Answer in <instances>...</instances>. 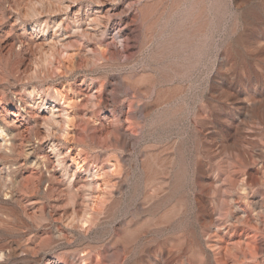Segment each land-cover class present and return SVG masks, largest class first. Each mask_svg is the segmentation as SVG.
I'll use <instances>...</instances> for the list:
<instances>
[{
  "label": "rangeland",
  "instance_id": "1",
  "mask_svg": "<svg viewBox=\"0 0 264 264\" xmlns=\"http://www.w3.org/2000/svg\"><path fill=\"white\" fill-rule=\"evenodd\" d=\"M93 1L94 0H73V1L72 0H0V124L4 126L5 135L4 134L2 135L7 140L6 142L7 145H9L10 142L15 143V153L13 157L14 158L17 157V161L19 160L18 166L20 168L18 171L15 170L16 164H14L13 157L8 155L5 156L6 158H4L3 160H0V173H2L5 176L7 174L8 176L5 178H8V181L10 180L11 177L14 178V176L15 175L17 176L18 174H20L18 175L19 177L26 176L31 170H35L38 173L40 172L39 173L40 176L50 173L55 176L53 182L50 183L41 182L40 184L41 189H43L42 186L44 187V189H46L49 184L52 185L53 189L50 191L51 194H49L50 192L48 193V195H43L39 193L31 197V199L35 201V203L33 204L35 208H31L33 205H27L28 202L27 203L25 202L26 197L21 191L15 193V196L19 204L20 203L22 204V205L20 204V207L7 204L5 201L8 200L11 190L7 188V186H4L6 187L5 189L4 187H2L3 191L0 190V207H3L5 211L12 214L9 215L8 217L4 216L3 220H4L5 228L7 229L6 230L7 234L5 236H0V245L5 246L13 240L20 239L21 241H23L24 244H28L32 246L33 251L35 252H31V256L37 259L36 263L33 262L31 259H21L17 261H9L6 262L5 264H17V263L18 264H101V263L102 264L103 263L104 264H152V263L153 264H185L186 262H187L186 264H190V263L212 264L211 261H210L211 263L210 262L208 263L205 257L206 253L210 255V253L212 254V252L211 251L208 252V250L206 252V248H205L206 238L204 235L205 227L202 223L204 222V217H205L204 215L206 214V212H204L200 207L199 200L200 201L204 200L206 202L207 210L209 212V215L213 219L214 225L218 224L219 222L218 219H220L225 212L228 215L230 214L234 215L236 212H239V215L243 214L244 220L242 219V221L239 224L236 222L234 223V219L233 221L232 220L230 221L231 223L233 222L232 224L229 223L226 224L229 230L233 233L232 238L235 241L237 239V244L239 242L241 248L242 245L245 246V244L246 247H248L247 243L264 240V211H263L264 187H260L256 184L260 180L258 176L260 174L257 171L253 173L252 176L249 178L250 182H253V184H255V188L253 191H249L247 193V196L244 195L246 194L245 192L243 193L241 191L243 194L239 193L240 192L239 190L235 189V187L233 186L231 187V185L229 184L230 179L228 178L231 177L233 178V176H235L236 178L234 177V179L239 180L242 171L240 167H232L230 163L225 161V159L228 158V156H231L230 153L231 150L227 151L228 149L227 150L222 149L221 147L223 145L221 147H218V144L219 146L227 142L231 144L233 142V135L228 131H224L223 132L224 137L221 140H218L211 135H209L211 138L207 137V135L205 137L204 129L207 127V125L204 127L203 130L201 129V131L199 132H194V131L189 132V130L185 132L181 128H178L175 122L176 114H178V111L181 108L188 109V107L193 103H195V105L198 107L204 105L206 108H209V106L212 107L214 104V102L208 99L209 90L205 88H207L206 87L208 81L207 77L210 71L212 70V68L217 67L215 58L218 51L216 49H218L219 46L221 47H219L218 50L225 48V43H223L224 34H220V33H224L225 25L226 24L228 25L229 23L231 25L232 22L234 21L233 19L235 18V16L233 15L234 12H232L227 5V0L224 1L223 0L222 1L221 0H204V1L203 0H164V1L163 0L162 1L161 0H109V1L95 0L94 2ZM185 2L186 4H184ZM68 3H69V7L66 8L65 4ZM212 3L213 5H211ZM62 7L63 9H61ZM215 7H217L216 11H215ZM222 8L225 9L223 10ZM52 9L57 11L50 12ZM111 9L113 10L112 15H110ZM203 9L206 10L204 11ZM116 11H118V13ZM44 12L47 14H45ZM132 13L136 15V24L138 26L137 31L134 34L135 35L134 42L131 41L130 39L126 40L127 39L126 34L129 32V27L126 26L123 29L125 20L127 21L130 17V14ZM219 13L220 14L224 13V14L223 16H221L219 15ZM95 15H98L96 22L92 23L91 25L86 24L88 22L87 19L88 16L92 17ZM163 15L164 17H162ZM170 15L171 17H169ZM182 17L184 18L182 19ZM200 17L203 18V20ZM231 17L234 18L231 19ZM78 20H84V22L79 23ZM194 21L196 22L194 23ZM80 24H81V28L78 31V33H76L77 25ZM169 25H171V27ZM209 26H210L209 28L210 31L208 30ZM211 26L214 28L212 29ZM82 30H84L83 32L85 33L87 32L88 34L83 33ZM183 30H184V34H182ZM80 31L81 34L79 33ZM160 31L162 33H160ZM94 32L97 33L93 34ZM211 34H213L214 36ZM170 35L172 36V38ZM47 36L50 38H48ZM87 37L90 39H88ZM163 37L164 39H162ZM193 37L196 38L194 39ZM209 38H211V40ZM51 39H53V41L57 39L55 43L58 41L57 43L62 46L55 44V48H54V43H53L51 46L52 48L48 47L49 45H51L49 43ZM168 39L170 40L168 41ZM192 39L194 41L193 43H192ZM209 40L212 41L213 43L210 42ZM221 40L222 42H220ZM45 41L48 42L49 45ZM188 41L190 42L188 43ZM161 42L163 43L162 45ZM179 42H181V44ZM195 42L197 46L195 45ZM40 43H42V46ZM167 44L170 45V47ZM193 44L196 47H194ZM57 45L59 47H57ZM123 45L129 46V48L132 49L133 54L131 53V55L128 54L126 55V53L123 52ZM163 45L164 48L162 49L160 46ZM199 45L201 46V48ZM198 49L199 51H197ZM110 51L112 54L110 53ZM114 51H116L117 53ZM181 51H183L182 53H188L189 55L192 54L191 55L192 57L189 56V62H193L195 64V68L197 69V70L194 69L192 71V78L196 79L194 89L187 88V83H186L187 81L185 79L183 81L181 80L177 81L174 79L175 74L177 73V71L180 70L179 68H182L183 65L186 66L187 63H188L187 66H189L188 60L184 62V60L179 57ZM165 52L168 53L166 54ZM196 52L199 53L200 55L197 56L198 54ZM122 55H125L126 57H123ZM79 63L81 65H79ZM85 64L86 67H84ZM230 66H235L234 58H231L229 64L226 65L225 68L229 69ZM169 69L172 71H170ZM257 69H258V63L256 62V64L252 68V73H251L252 76H254L253 73L256 72ZM42 70H44V72ZM131 71H135L139 73L138 76H141L143 74L142 77H138L139 85L147 90L146 98L144 99V101H146L148 104L150 103L149 104L150 109L148 112L150 114H147L146 117H143L144 119L142 118V121L141 120L139 121L140 125H138V128L135 127V131L137 134L135 138L136 143H134L133 146L127 148L126 150L124 149L123 151L121 148L116 147L115 145L113 146L114 147L113 148L112 147L113 144L110 141V137L112 136V135L110 136V133L112 129H111V125L108 124L107 119L111 117L110 113L112 112L113 109L110 107L111 103L109 102L111 101L108 100H112L110 96L112 95L111 93L113 92L111 93L108 92L112 91L113 89L112 86H113V82L115 81L114 80L115 76L118 77L117 81L118 80L120 81V79L122 78L125 79V81H127L130 79L129 77ZM47 72H50L49 75L47 74ZM42 73H44L45 76H43L44 74ZM164 75L165 77H163ZM168 76L170 77V79H168ZM145 79L148 80L145 81ZM204 79H206L207 81ZM218 80L219 83H221L220 85L223 90L231 91L228 81H226L224 77L220 76ZM158 81L159 83H157ZM148 82H150L151 84ZM149 84L151 85L150 87ZM30 85L37 87L35 89V92L36 93L39 92L38 94H41L43 98V102L41 104L37 103L39 101V98L36 95L34 97L28 96L27 91L32 87V86L30 87ZM148 87L150 90L148 89ZM214 89L215 88H213V90L211 91H214L216 93L217 89L216 90ZM56 91L65 95V98L68 99L70 103L68 106H65V104L62 103L57 104L56 109L58 108L59 111L61 112L62 108L67 107L73 116L72 122H74V124L72 123L73 127L71 126V130L69 131V133L65 138L61 135L62 129L59 126L55 128L56 129L55 133L56 135L58 134V136L56 135L53 136V140L54 143L57 145V148L61 152V156L62 155L64 156L62 166L55 165L54 154H52V151H49L48 148L50 146L49 145L50 141L44 140L45 138L43 136L44 130H42L43 127L41 125L42 123L41 117L47 114L45 110L46 107L48 105L50 107L56 104L55 102ZM93 94L94 96L100 98V100H103L104 98H106V96H108L109 98L107 97L108 99L107 102H105V106L103 103H101L100 105V102L96 106L91 105V102L93 100L92 97ZM147 95L148 96L150 95L149 98ZM123 96L124 95L121 94L120 98H121V102L124 104L127 103L126 102L127 97L125 96L123 97ZM88 101L91 102L89 103ZM165 104L166 107H164ZM19 107L21 108V110H19ZM41 109H43V111H41ZM127 109H128L127 104H124L123 105L124 115L125 112H127L126 111ZM173 112L176 113L173 114ZM214 112L216 113V111ZM14 113H17L16 118L13 115ZM90 114H94L93 118L96 120L97 123H90L88 125L83 124L84 115H90ZM14 119H16V121H14ZM112 119H113L112 124L114 126L116 124L115 118ZM99 122L106 124V126H103L102 128L100 124H98ZM78 124L82 125L81 126L82 128L79 127ZM123 127L128 128L129 126L125 123ZM90 129L91 131H89ZM11 130H15L14 135H12ZM21 131L22 132L25 131V132L22 133ZM107 131L108 133L109 132L110 133L109 134L106 133ZM195 133H197L198 135L197 134L195 135ZM79 136H81V138H79ZM93 136L95 137L94 139ZM0 141H1L0 143H3L1 137H0ZM109 141L110 143H108ZM29 147L33 148L34 152L29 156H26L24 154V149H27ZM261 150L262 149L259 148L255 150L253 149L251 153L254 156L251 157L252 159L255 158L257 162H262L264 164V159H263L264 151ZM222 151H224L225 153H222ZM214 153L216 155L215 157H214ZM0 155H2L1 152ZM44 155L48 156L49 159L52 158L53 164H51L52 160L49 163H47V161L43 157ZM83 157L85 158V161H83L82 159ZM72 158H75L74 160L79 162V165H83L82 169L84 168L92 169L95 165L96 166L102 165V170L103 171L106 170L102 178L105 179L106 181L112 182V184L114 185L115 184L117 185V183L121 184V188L118 191L114 186L112 189L113 192L111 191L110 194H106L108 201L106 199L104 205L101 208V211L103 209L104 210L102 212L99 211L97 214H94V216L91 218V219L96 218L95 220L94 219L92 221L90 220L85 224L80 222H75L74 224L75 228L74 227L71 228L72 226L69 227V225H67L65 222V218L71 214L70 212H73L72 200L70 199L71 197L70 195H68L69 193L66 188V184L68 183V179L66 178V175H70L74 173L75 172L74 170H76L77 167V165L74 163ZM116 160L119 161V163L121 162L120 164H122L121 165L122 167L118 163V165L116 166L118 171L117 169H114L115 171L113 172L116 173L110 174L108 172L109 163L116 162L115 164H117ZM202 160L207 165L206 170L203 174L201 171H199V165H200L199 163L202 162ZM213 160H215V162ZM36 161L41 162V165L43 166L37 168L35 165ZM122 161L124 162L125 165L122 163ZM212 162L214 163L212 164ZM217 166L219 167L221 166L220 167L221 169ZM222 167L224 170L222 169ZM226 168L229 170V172L231 170H234V173H232L231 177H228L226 175L228 173V170ZM222 170L224 171V173ZM226 170L227 173L225 172ZM66 171L67 174L65 175ZM189 171L190 174H188ZM84 172L85 171H79L77 172V174L80 175L83 179L84 177H86ZM107 172L108 174H106ZM222 173L224 175H222ZM204 174L207 176V182H208L205 185V186L208 185L206 188H209V184L211 188L215 187L214 181L216 180L218 181V186H217L218 188L215 187L214 194L212 195L211 193H209L207 197L202 195L203 194L201 192L202 189L199 187V183L206 181V180H202L201 177ZM62 175H65V177L63 176L64 177L63 178ZM253 175H256L257 178ZM221 177L223 178L221 179ZM103 179L100 178L98 182L100 180L102 181ZM220 179L223 182H221ZM251 179L253 180L251 181ZM8 181H6V184L11 185L10 182ZM101 181L99 183L102 185ZM190 183L191 185H189ZM125 184H127L128 186L127 185L125 186ZM222 184L224 186H222ZM124 186L126 187V189ZM58 188L60 189L61 192L62 191L64 192L60 193ZM156 188L158 190L155 192ZM227 189L230 193L227 191ZM199 192L201 195L199 194ZM4 193L6 195H4ZM195 193H197L196 196ZM234 194L236 195V198ZM229 196L233 198L231 203L226 202L228 201L227 197ZM166 197L170 199L168 200L166 199ZM212 198L215 199V202L214 201L210 202ZM67 199L70 201L65 203L64 200L68 201ZM192 199L196 203V205L192 201ZM223 199H225L226 201H223ZM61 202H62V206L64 205L63 207L61 206ZM67 203L69 205L65 206V204ZM49 205H52L53 207ZM226 205H227V211L223 209ZM23 207L28 213V215L30 213L33 215L34 218H32V220H30L31 214L29 215L30 217L29 216L25 217L22 215ZM70 207H72L71 208L72 210H69ZM44 208L47 210H45ZM258 208H260V210ZM34 209L36 210L32 211ZM42 211L43 214L40 213ZM47 211L50 214V216L47 213ZM253 211L261 214L254 213L255 214L254 215L252 213ZM33 212H35L36 214ZM37 213H39L40 215H38ZM45 214L48 215V216L46 215L48 218L50 217L49 220H51V222L54 223L53 224L54 227L57 228V230L59 229L60 233L63 234L61 235L60 239H56V237L54 235L52 236V234L49 235L48 233L47 235L45 233L44 228L41 226L43 223L41 215H45ZM36 215L38 216L36 217ZM64 215L67 216L65 217ZM96 215H98V217H96ZM218 215H220V217ZM244 217H246V220ZM254 217L256 218L257 221L255 220ZM24 218H27V220ZM60 220H62L63 222ZM247 220L248 221L250 220V222H248ZM243 221L244 223L242 224ZM255 221L256 223H258L257 224L258 227L256 226ZM64 222L65 224H63ZM252 222L253 224H255V226H252ZM77 223L78 224L80 223L82 225L80 224L78 225ZM247 223L249 224L251 223V225L247 227L248 226ZM65 225H67L68 227L66 228ZM76 226L79 227L78 230H76ZM85 226L87 228H85ZM134 234L136 235V237H134L135 236ZM47 236L50 237L47 238ZM248 236L250 237L247 238ZM232 238L227 240L228 242L226 243L228 246L230 245L232 246V248H234L233 247L234 245L238 246L239 244L237 245ZM238 238L241 240H239ZM245 238H247L248 241ZM251 238L253 240H251ZM128 240L131 241V243ZM232 240L234 241L235 244L233 243ZM118 241L121 244L118 243ZM121 241L123 242L127 241L129 245H127V242L123 243ZM241 241L242 242L246 241V242L244 244V242L242 243ZM35 242L36 244L34 245ZM44 242L47 243V245ZM43 243L46 246H44ZM244 246H243V250H244ZM246 247H245V251L248 252V248ZM101 254L103 255V257L101 256ZM98 255L101 256L102 258L101 257L99 258ZM211 257L212 255L210 256V258ZM248 258L245 259V264H250V263L254 264V260L250 259V257ZM83 259L84 261H82ZM0 262L1 263L3 262L2 257H0Z\"/></svg>",
  "mask_w": 264,
  "mask_h": 264
},
{
  "label": "bare ground",
  "instance_id": "2",
  "mask_svg": "<svg viewBox=\"0 0 264 264\" xmlns=\"http://www.w3.org/2000/svg\"><path fill=\"white\" fill-rule=\"evenodd\" d=\"M73 1V0H72ZM95 1V0H94ZM93 1V2H94ZM109 1V0H108ZM162 1V0H161ZM164 1V0H163ZM204 1V0H203ZM222 1V0H221ZM224 1V0H223ZM70 3V2H69ZM69 3L68 4H65V7L68 8L69 7ZM96 3V2H95ZM169 3V2H168ZM182 3V2H181ZM199 3V2H198ZM204 3V2H203ZM215 3V2H214ZM50 4V3H49ZM76 4V3H75ZM178 4V3H177ZM186 4V2L184 3ZM195 4V3H194ZM64 5V4H63ZM62 5V6H63ZM200 5V4H199ZM208 5V4H206ZM213 5V3L211 4ZM224 5V4H223ZM227 5L228 7L231 9L233 13V15L235 16L234 17H231L234 18L232 24L230 25V23L227 25H225V28H224V33H220V34H224V38H223V43H225V48L221 49V50H218L216 49L218 52L216 54V68H212V70L210 71L207 79H204L207 81V90L208 91V96H209V100L214 102L213 106L215 107H211L209 106V108H206L204 105H201V107H198L195 105V103L191 104L188 109H185V108H181L179 109L178 111V114H176V117H175V122H176V125L178 128H181L182 130H184L185 132H187L189 130V132L191 131H194V132H199L201 131V129L203 130L204 127L207 125V127L204 129L205 130V137L207 135V137H210L209 135L213 136L214 138L218 139V140H221L224 136L223 132L224 131H228L229 133H231L233 135V142L231 144H229L228 142L227 143H223L219 146L218 144V147H221L222 149H228L227 151H230L231 153V156H228V158H224L226 162L230 163V165L232 167H240L241 171H242V174H241V177L239 178V180H235L233 176V178L231 177L232 173H234V170H231L229 172L228 170V173H227V170L225 171L226 175L228 177H231V178H228L230 179V185L231 187H235V189L239 190L240 192L239 193H246L244 194L245 196H247V193L249 191H253L254 188H255V184H253V182H250V177L252 176L253 173L255 172H259L260 175L259 176V182L256 183L258 186L260 187H264V164L262 162H257L254 159H252L251 156H254L251 151H253V149H262L264 151V0H227ZM182 6V5H181ZM179 6V7H181ZM49 7V6H48ZM58 7V6H57ZM64 7V6H63ZM63 7L61 9H63ZM64 7V8H65ZM168 7V5H167ZM184 7V6H183ZM199 7V6H198ZM46 8V7H45ZM44 8V9H45ZM123 8V7H122ZM187 8V7H186ZM197 8V7H196ZM201 8V7H200ZM217 7H215V11L217 10L216 9ZM49 9V8H48ZM60 9V10H61ZM178 9V8H177ZM181 9V8H180ZM194 9V8H193ZM211 9V8H210ZM214 9V8H213ZM223 9V8H222ZM225 9V8H224ZM223 9V10H224ZM53 10V9H52ZM50 11V12H56L57 10H53V11ZM59 10V8H58ZM116 10V9H115ZM119 10V9H117ZM123 10V9H122ZM182 10V9H181ZM200 10V9H199ZM204 10V9H203ZM206 10V9H205ZM204 10V11H205ZM227 10V9H226ZM44 11V10H43ZM196 11V10H195ZM203 11V12H204ZM213 11V10H212ZM46 12V11H45ZM44 12V13H45ZM77 12V11H76ZM85 12V11H84ZM109 12V11H108ZM111 12V13H110ZM110 15H112L113 13V10L111 9L110 10ZM118 13V11H116ZM120 12V11H119ZM123 12V11H122ZM121 12V13H122ZM175 12V11H174ZM179 12V10H178ZM185 12V11H184ZM200 12V11H199ZM202 12V13H203ZM208 12V11H206ZM218 12V11H217ZM230 12V11H229ZM48 13V11H47ZM45 13V14H47ZM68 13V12H67ZM83 13V12H82ZM177 13V12H176ZM211 13V12H210ZM215 13V12H214ZM226 13V12H224ZM223 13V14H224ZM78 14V13H76ZM104 14V13H103ZM115 14V13H114ZM164 14V13H163ZM175 14V13H174ZM178 14V13H177ZM191 14V13H190ZM208 14V13H207ZM218 14V13H217ZM223 14H220L221 16H223ZM54 15V14H53ZM93 15V14H92ZM109 15V16H110ZM172 15V14H171ZM171 15L169 17H171ZM184 15V14H183ZM212 15V14H211ZM228 15V14H226ZM24 16V15H23ZM61 16V15H60ZM77 16V15H76ZM75 16V17H76ZM79 16V15H78ZM207 16V15H206ZM225 16V15H224ZM86 17V16H85ZM98 15H95V16H88V22L86 24L88 25H91L92 23H95L96 22V19H97ZM108 17V16H107ZM111 17V16H110ZM164 17V15L162 16ZM175 17V16H174ZM172 17V18H174ZM192 17V16H191ZM209 17V16H208ZM216 17V16H215ZM177 18V17H176ZM184 17H182L183 19ZM201 18V17H200ZM160 19V18H159ZM203 20V18H201ZM210 19V18H209ZM207 19V20H209ZM71 20V19H70ZM179 20V19H178ZM189 20V19H188ZM212 20V19H211ZM215 20V19H214ZM218 20V19H217ZM226 20V19H224ZM79 23H83L84 20H78ZM119 21V20H118ZM198 21V20H197ZM46 22V21H45ZM177 22V21H176ZM196 21H194L195 23ZM223 22V21H222ZM174 23V22H173ZM182 23H183V20H182ZM188 23V22H187ZM208 23V22H207ZM210 23V22H209ZM46 24V23H45ZM164 24V23H163ZM162 24V25H163ZM171 24V23H170ZM175 24V23H174ZM190 24V23H189ZM193 24V23H192ZM192 24H191V27H192ZM212 24V22H211ZM85 25V24H84ZM122 25V24H121ZM183 25V24H182ZM206 25V24H205ZM45 26V25H44ZM86 26V25H85ZM98 26V24H97ZM128 26L129 27V32L126 34V40L130 39L131 41L134 42L135 40V32L137 31V24H136V15L134 13L130 14V17L129 19L126 21L125 20V23L123 25V29ZM166 26V24H165ZM171 27V25H169ZM215 26V25H214ZM217 26V25H216ZM223 26V25H221ZM219 26V27H221ZM60 27V26H59ZM62 27V26H61ZM95 27V26H94ZM121 27V26H120ZM181 27V26H180ZM63 28V27H62ZM81 28V24L80 25H77V32L80 30ZM83 28V27H82ZM175 28V27H174ZM206 28V27H205ZM210 26L208 27V30H209ZM211 28L213 29L214 27L211 26ZM74 29V28H73ZM75 29V30H76ZM87 29V28H85ZM84 29V30H85ZM168 29V28H167ZM166 29V30H167ZM216 29V28H215ZM218 29V28H217ZM82 30V32L84 31ZM191 30V29H190ZM205 30V29H204ZM223 30V29H222ZM221 30V31H222ZM88 31V30H86ZM174 31V30H172ZM177 31V30H176ZM210 31V30H209ZM216 31V30H215ZM48 32V31H47ZM74 32V31H73ZM155 32V31H154ZM181 32V31H179ZM190 32V31H189ZM205 32V31H204ZM213 32V31H212ZM218 32V31H217ZM81 34V31L79 32ZM85 33V32H83ZM97 32H94L93 34H95ZM142 33V32H141ZM160 33H162L160 31ZM170 33V31H169ZM186 33V32H185ZM203 33V32H202ZM210 33V32H209ZM208 33V34H209ZM49 34V33H48ZM55 34V33H54ZM85 34H88L87 32ZM182 34H184V30L182 32ZM193 34V33H192ZM199 34V33H198ZM215 34V32H214ZM218 34V33H217ZM52 35V34H51ZM62 35V34H61ZM98 35V34H97ZM154 35V34H153ZM175 35V34H174ZM186 35V34H185ZM184 35V37H185ZM213 35V34H211ZM219 35V34H218ZM93 36V35H92ZM161 36H164V35H161ZM171 36V35H170ZM205 36V35H204ZM214 36V35H213ZM48 37V36H47ZM61 37V36H60ZM125 37V36H124ZM183 37V38H184ZM210 37V36H209ZM219 37V36H218ZM50 38V37H48ZM68 38V36H67ZM81 38V37H80ZM88 38V37H87ZM160 38V37H159ZM172 38V36H171ZM182 38V39H183ZM189 38H192V37H189ZM194 38V37H193ZM196 38V37H195ZM194 38V39H195ZM198 38V37H197ZM203 38V37H202ZM207 38V36H206ZM205 38V39H206ZM213 38V37H212ZM216 38V37H215ZM214 38V39H215ZM90 39V38H88ZM92 39V38H91ZM164 39V37L162 38ZM161 39V40H162ZM174 39H175V36H174ZM181 39V37H180ZM188 39V37H187ZM211 40V38H209ZM219 39V38H218ZM221 39V38H220ZM39 40V39H38ZM48 40V39H47ZM57 39H55L53 41V39H51L49 41V43L51 45L48 44V42H46L49 46L48 47H51L52 44L54 43V48H55V44H58L57 42L55 43ZM95 40V39H94ZM125 40V39H124ZM167 40V39H166ZM170 39H168L169 41ZM173 40V39H172ZM204 40V39H203ZM209 40V41H210ZM213 40V39H212ZM137 41V40H136ZM158 41V40H157ZM177 41V40H176ZM179 41V39H178ZM198 41V40H197ZM200 41V40H199ZM208 41V42H209ZM219 41V40H217ZM65 42H66V39H65ZM166 42V41H165ZM174 42V41H172ZM183 42V41H182ZM190 41H188L189 43ZM193 39H192V43H193ZM202 42V40H201ZM204 42V41H203ZM212 42V41H210ZM222 42V40L220 41ZM64 43V42H63ZM138 43V42H137ZM167 43V42H166ZM164 43V44H166ZM181 44V42H179ZM191 43V44H192ZM213 43V42H212ZM41 46H42V43H40ZM46 44V45H47ZM105 44V43H103ZM125 44V43H124ZM151 44V43H150ZM163 43L161 42V45ZM173 44V43H172ZM178 44V43H177ZM184 44V43H183ZM187 44V43H186ZM200 44V43H198ZM218 44V43H217ZM59 46H62L60 44H58ZM57 45V47H59ZM64 45V44H63ZM67 45V44H66ZM128 45V43H127ZM127 45H123V52L126 53V55H131L132 53V49L129 48V46ZM149 45V44H148ZM147 45V46H148ZM168 45V44H167ZM166 45V46H167ZM175 45V44H174ZM174 45H173V48H174ZM194 45V44H193ZM192 45V46H193ZM195 45L197 46L196 42H195ZM194 45V47H196ZM208 45V44H206ZM216 45V44H215ZM221 45V44H220ZM122 46V45H121ZM159 46V44H158ZM170 47V45H168ZM188 46V45H187ZM200 46V45H199ZM210 46V45H209ZM208 46V47H209ZM223 46V45H222ZM47 47V48H48ZM56 47V48H57ZM162 49L164 48V45L163 46H160ZM159 47V49H160ZM193 47V48H194ZM203 47V46H202ZM207 47V46H206ZM214 47V46H213ZM216 47V46H215ZM52 48V47H51ZM136 48V47H135ZM192 48V47H191ZM201 48V46H200ZM49 49V48H48ZM121 49V48H120ZM145 49V48H144ZM158 49V50H159ZM172 49V48H171ZM182 49V48H181ZM196 49V48H195ZM215 49V48H213ZM56 50V49H55ZM105 50V49H104ZM143 50V49H142ZM185 50V49H184ZM191 50V49H190ZM207 50V49H206ZM212 50V49H211ZM210 50V51H211ZM42 51V50H41ZM54 51V49H53ZM167 51V50H166ZM170 51V50H169ZM168 51V52H169ZM173 51V50H172ZM199 51V49L197 50ZM201 51V50H200ZM60 52V51H59ZM116 52V51H114ZM142 52V51H141ZM160 52V51H158ZM162 52V50H161ZM167 52V53H168ZM175 52V51H174ZM183 51H181V53L179 54V57L182 58L185 61L188 60L189 62V56H191L192 54H188V53H182ZM205 52V51H204ZM208 52V51H207ZM213 52V51H212ZM54 53V52H53ZM111 53V51H110ZM117 53V52H116ZM123 53V54H124ZM166 53V52H165ZM166 53V54H167ZM197 53V52H196ZM195 53V54H196ZM202 53V52H200ZM216 53V52H215ZM57 54V53H56ZM60 54V53H58ZM103 54V52H102ZM101 54V55H102ZM112 54V53H111ZM110 54V55H111ZM121 54V53H120ZM133 54V53H132ZM171 54V53H170ZM169 54V55H170ZM177 54V55H178ZM194 54V55H195ZM199 56L200 54L197 53ZM214 54V53H213ZM116 55V54H114ZM119 55V53H118ZM168 55V56H169ZM193 55V56H194ZM215 55V54H214ZM103 56V55H102ZM108 56V55H107ZM123 57H126L125 55H122ZM133 56V55H132ZM131 56V57H132ZM167 56V55H166ZM165 56V57H166ZM196 56V55H195ZM203 56V55H202ZM201 56V57H202ZM130 57V58H131ZM163 57V56H161ZM177 57V56H176ZM192 57V56H191ZM204 57V56H203ZM87 58V57H86ZM129 58V56H128ZM198 58V57H197ZM214 58V57H213ZM231 58H234V61H235V66H230L229 69L225 68L226 65L229 64V61L231 60ZM84 59V58H83ZM164 59V58H162ZM168 59V58H167ZM170 59V58H169ZM177 59V58H176ZM191 59V58H190ZM159 60V59H157ZM174 60V58H173ZM201 60V59H200ZM199 60V61H200ZM85 61V60H84ZM166 61V60H165ZM182 61V60H181ZM198 61V60H197ZM215 61V60H214ZM81 62V61H80ZM89 62V61H88ZM171 62V61H170ZM183 62V61H182ZM202 62V61H201ZM256 62L258 63V69L256 70V72H254V76L251 75L252 73V68L253 66L256 64ZM56 63V62H55ZM70 63V62H69ZM169 63V62H168ZM173 63V62H172ZM213 63V62H211ZM73 64V63H72ZM87 64V63H86ZM86 64L84 67H86ZM177 64V62H176ZM185 64V63H184ZM197 64V63H196ZM79 65H81L79 63ZM130 65V64H128ZM145 65V64H144ZM181 65V64H179ZM188 63L185 65L182 66V68H179L180 70L177 71V73L175 74V77H174V74H173V77L175 80L177 81H183L184 79L187 81V88L188 89H194L195 88V83H196V79L195 78H192V71L195 68V64L193 62H189V66H187ZM203 65V64H202ZM38 66V65H37ZM89 66V65H88ZM87 66V67H88ZM146 66V65H145ZM144 66V67H145ZM176 66V65H174ZM199 66V65H197ZM201 66V65H200ZM213 66V65H212ZM210 66V67H212ZM70 67V66H69ZM81 67V66H79ZM133 67H134V64H133ZM147 67V66H146ZM180 67V66H179ZM202 67V66H201ZM53 68V66H52ZM72 68H73V65H72ZM131 68V67H130ZM172 68V67H171ZM174 68V67H173ZM178 68V66H177ZM209 68V67H208ZM49 69V68H48ZM202 69V68H201ZM210 69V68H209ZM56 70V69H55ZM71 70V69H70ZM135 70V69H134ZM170 70V69H169ZM175 70V69H174ZM177 70V69H176ZM197 70V69H196ZM41 71V70H40ZM44 72V70H42ZM50 71V70H49ZM129 71V70H128ZM140 71V70H139ZM172 71V70H170ZM243 71V72H242ZM76 72V71H75ZM207 72V70H206ZM41 73V72H40ZM50 72H47V74L49 75ZM167 73V72H166ZM174 73V71H173ZM203 73V72H202ZM34 74V73H33ZM44 74V73H42ZM63 74V72H62ZM139 73L135 72V71H131L130 73V79L125 81V79H120V81L118 79V77H114V82H113V89L112 91H109L108 93H111L112 95L110 96L112 98V100H108V101H111L109 103L110 104V107L113 109L112 112L110 113L111 114V117L108 120V124L111 125V133H110V141L112 142V147L115 145L116 147H119L121 148L123 151L124 149L126 150L127 148L131 147L134 145V143H136L135 141V138H136V131H135V127L138 128V125L139 124V121L141 120L142 121V118L143 117H146L147 114H150L148 113L149 112V104L144 101V99L146 98V93H147V90L142 88L140 85H139V78L138 77H142L141 76H138ZM165 74V73H164ZM171 74V73H170ZM241 74V75H239ZM39 75V74H38ZM51 75V74H50ZM201 75V74H200ZM207 75V74H206ZM35 76V75H34ZM45 76V74L43 75ZM42 76V77H43ZM152 76V75H151ZM172 76V75H171ZM222 76L226 79V81H228V84H229V87H230V90L231 91H226V90H223L221 88V83H219V77ZM36 77V76H35ZM34 77V78H35ZM39 77V76H38ZM65 77V76H64ZM144 77V76H143ZM148 77V76H147ZM165 77V75L163 76ZM172 77V78H173ZM46 78H47V75H46ZM120 78V77H119ZM167 78V77H166ZM171 78V79H172ZM23 79V78H22ZM69 79V78H68ZM153 79V77H152ZM168 79H170V77L168 76ZM46 80V79H45ZM95 80V79H94ZM148 80V79H145V81ZM157 80V79H156ZM111 81V80H110ZM141 81V80H140ZM144 81V80H143ZM154 81V80H153ZM152 81V83H153ZM170 81V80H169ZM201 81V80H199ZM36 82V81H35ZM155 82V81H154ZM168 82V81H167ZM166 82V83H167ZM204 82V81H203ZM222 82V81H220ZM254 82V83H253ZM150 83V82H148ZM159 83V81L157 82ZM156 83V85H157ZM174 83V82H173ZM34 84V83H33ZM151 84V83H150ZM149 84V87L151 86ZM39 85V83H38ZM112 85V84H111ZM148 85V84H147ZM146 85V87H147ZM163 85V84H162ZM161 85V86H162ZM32 85H30L31 87ZM144 86V85H143ZM111 87V88H112ZM148 87V89H149ZM178 87V86H177ZM185 87V86H184ZM224 87V86H223ZM227 87V86H226ZM228 87V88H229ZM37 87L35 86H32L31 89H29L27 91V94L29 97H34L35 95L39 98V101L37 103H42L43 102V98L41 96V94H38L35 92V89ZM54 88V87H52ZM153 88V87H151ZM204 88V87H203ZM213 88H215L214 90L217 89V92L215 93L214 91H211L213 90ZM201 89V88H200ZM90 90V89H89ZM109 90V89H108ZM150 90V89H149ZM148 90V91H149ZM186 90V89H185ZM206 90V91H207ZM115 91V92H114ZM156 91V90H155ZM183 91V90H182ZM181 91V92H182ZM55 92V91H54ZM153 92V91H152ZM151 92V93H152ZM184 92V91H183ZM43 93V92H42ZM123 94L125 97H127V100L126 102L127 103H124V104H127V107L128 109L126 110L127 112H125V115H124V112H123V103L121 102V98H120V95ZM149 93V94H151ZM180 93V92H179ZM187 93V92H186ZM181 94V93H180ZM178 95V94H177ZM176 95V96H177ZM191 95V94H190ZM196 95V94H195ZM202 95V94H201ZM123 96V97H124ZM148 96V95H147ZM150 96V95H149ZM148 96V98H149ZM153 96V95H152ZM161 96V95H160ZM203 96V95H202ZM205 96V95H204ZM207 96V95H206ZM91 97V96H90ZM93 97V100L91 102V105L93 106H96L97 104H99L100 102V105L101 103L104 104L105 106V102H107V99L109 98L108 96H106V98H104L103 100H100V98L94 96V94L92 95ZM105 97V96H104ZM108 97V98H107ZM122 97V96H121ZM183 97V96H182ZM195 98V97H194ZM72 99V98H71ZM184 99V98H182ZM186 99V98H185ZM192 99V98H191ZM56 104H54V106H50L49 105L46 107V112L47 114L42 116L41 117V120H42V127L44 130V140H49L50 141V146L48 147L49 148V151H52V154H54V162H55V165L57 166H62L63 165V155L61 156V152L59 151V149L57 148V145L54 143V140H53V136L56 135L55 133V128H57L58 126L62 129L61 131V135L65 138L67 136V134L69 133V131L71 130V126H72V123L74 124L73 119H72V114L71 112L68 110L67 107H64L61 109V112L59 111V109L57 107V104H65V106H68L70 103H69V100L65 98V95H63L62 93L56 91ZM193 100V99H192ZM201 100V98H200ZM199 100V101H200ZM75 101V100H73ZM71 101V102H73ZM186 101V100H185ZM196 101V100H195ZM89 102V101H88ZM87 102V103H88ZM89 102V103H90ZM169 102V101H168ZM167 102V103H168ZM174 102V101H173ZM183 102V101H181ZM191 102V101H190ZM211 102V103H212ZM163 103V102H162ZM171 103V101H170ZM187 103V102H186ZM36 104V103H35ZM84 104V103H83ZM108 104V103H107ZM123 104V105H122ZM86 105V103H85ZM160 105V104H159ZM183 105V104H181ZM198 105V104H197ZM43 106V105H42ZM46 106V105H44ZM88 107V106H87ZM158 107V105H157ZM166 107V104L165 106ZM185 107V106H184ZM45 108V107H44ZM43 108V109H44ZM156 108V107H155ZM176 108V107H175ZM43 109H41V111H43ZM19 110H21V108L19 107ZM152 110V109H151ZM154 110V109H153ZM156 110V109H155ZM159 111V110H158ZM216 111V113L214 112ZM151 112V111H150ZM164 112V111H163ZM177 112V111H176ZM176 112H173V114H175ZM88 113V112H87ZM159 114V113H158ZM166 114V112H165ZM172 114V113H171ZM16 118L17 116V113H14L13 114ZM105 115V114H104ZM103 115V116H104ZM124 115V116H123ZM163 115V114H162ZM168 115V114H167ZM20 116V115H19ZM107 116V115H106ZM26 117V116H25ZM24 117V118H25ZM83 117V116H82ZM94 117V114H90V115H84V119H83V124H90V123H97L96 120L93 118ZM149 117V116H148ZM74 118H77V117H74ZM112 118H115V122L116 124L113 126V119ZM158 118V117H157ZM156 118V119H157ZM162 118V117H161ZM105 119V120H106ZM144 119V118H143ZM12 120V118H11ZM39 120V119H38ZM3 121H6V120H3ZM14 121H16V119H14ZM20 121V120H19ZM75 121V119H74ZM104 121V120H103ZM155 121V120H154ZM161 121V119H160ZM80 122V120H79ZM172 122V121H170ZM78 123V122H76ZM127 124L129 127L128 128H124V124ZM161 123V122H160ZM5 124V123H4ZM81 124V122H80ZM98 124H100V126L103 128V126H106V124L102 123V122H99ZM32 125V124H31ZM40 125V124H39ZM79 125V124H78ZM77 125V126H78ZM13 126V125H12ZM15 126V125H14ZM17 126V124H16ZM25 126V125H24ZM76 126V127H77ZM82 125H79V127H81ZM157 126V125H156ZM158 126H161V125H158ZM73 127V126H72ZM86 127V126H85ZM19 128V127H18ZM24 128V127H23ZM27 128V127H26ZM82 128V127H81ZM97 128V127H96ZM158 128V127H157ZM9 129V128H8ZM86 129V128H85ZM109 129V128H108ZM107 129V130H108ZM159 129V128H158ZM163 129V128H162ZM130 130V131H129ZM156 130V129H155ZM14 131L15 130H11L12 132V135H14ZM20 131V130H19ZM77 131V130H76ZM91 131V129L89 130ZM109 131V130H108ZM108 131L106 133H108ZM128 131V132H127ZM9 132V131H8ZM22 132V131H21ZM25 131H23L22 133H24ZM27 132V131H26ZM19 133V132H18ZM21 133V134H22ZM59 133V132H58ZM87 133V131H86ZM108 133V134H109ZM4 134L5 135V132H4V126L0 124V137L3 141V143H0V152L2 153V155H0V160H3L4 158H6L5 156H14V153H15V143L14 142H10L9 145H7V140L5 139V137L2 135ZM9 134V133H8ZM20 134V133H19ZM28 134V133H27ZM31 134V133H30ZM42 134V133H40ZM84 134V133H83ZM197 133H195L196 135ZM203 134V133H202ZM227 134V132H226ZM18 135V134H17ZM32 135V134H31ZM60 135V134H59ZM193 135V134H192ZM198 135V134H197ZM231 135V136H232ZM22 136V135H21ZM40 136V135H39ZM58 136V134L56 135ZM71 136V135H70ZM202 136V135H201ZM35 137V136H34ZM42 137V136H41ZM76 137V136H75ZM74 137V138H75ZM84 137V136H83ZM109 137V136H108ZM196 137V136H195ZM228 137V135H227ZM43 138V137H42ZM58 138V137H57ZM56 138V139H57ZM72 138V137H70ZM73 138V139H74ZM79 138H81V136H79ZM95 137L93 136V139ZM211 138V137H210ZM41 139V138H40ZM59 139V138H58ZM108 139V138H107ZM17 140V139H16ZM39 140V139H38ZM43 140V141H44ZM66 140V139H65ZM215 140V139H214ZM231 140V139H230ZM35 141V140H34ZM48 141V142H49ZM78 141V140H77ZM110 141L108 143H110ZM217 141V140H216ZM215 141V142H216ZM1 142V141H0ZM18 142V141H17ZM28 142V141H27ZM107 142V141H106ZM31 143V142H30ZM34 143V142H33ZM32 143V144H33ZM75 143H76V140H75ZM20 144V143H19ZM207 144V143H206ZM217 144V143H216ZM30 145V144H29ZM109 145V144H108ZM136 145V144H135ZM18 146V145H17ZM77 146V145H76ZM110 146V145H109ZM41 147V146H40ZM78 147V146H77ZM114 148V147H113ZM213 149V148H212ZM3 150V151H2ZM80 150V149H79ZM209 150V149H208ZM211 150V149H210ZM219 150V149H218ZM261 150V151H262ZM19 151V150H18ZM117 151V150H116ZM129 151V150H128ZM212 151V150H211ZM226 151V152H227ZM257 151V150H256ZM34 152V149L29 147L27 149H24V154L26 156H29L30 154H32ZM63 152V151H62ZM217 152V151H216ZM9 153V154H7ZM125 153V152H124ZM220 153V152H219ZM222 153H225L224 151H222ZM221 153V154H222ZM258 153V152H257ZM264 153V152H263ZM63 154V153H62ZM81 154V153H80ZM213 154V153H212ZM211 154V155H212ZM217 154V153H216ZM255 154V153H254ZM19 155V154H17ZM37 155V154H36ZM48 155V154H47ZM228 155H229V152H228ZM257 155V154H256ZM215 153H214V157H215ZM219 156V155H218ZM217 156V157H218ZM222 156V155H221ZM40 157V156H39ZM45 158V160L47 161V163H49L51 159H49L48 156H43ZM51 157V156H50ZM120 157V156H119ZM211 157V156H209ZM208 157V158H209ZM216 157V158H217ZM223 157V156H222ZM28 158V157H27ZM79 158V157H78ZM121 158V157H120ZM258 158V157H257ZM32 159V158H31ZM74 163L77 165L76 167V170L77 172L79 171H85V176L83 179L80 175L77 174L76 170H74L75 172L70 174V175H66L67 174V171L65 172V175H66V178L68 179V183L66 184V188L68 190V195H70V199L72 200V206H73V210L71 209L72 207H70L69 210H72L73 212H70L71 214L70 215H64L65 217V222L67 225L72 226L71 228L74 227V224L75 222H80V223H86V222H89L90 220L92 221L93 219H91L94 214H97L99 211H101V208L102 206L104 205L106 199H107V195L106 194H110L113 187L115 186L116 190L118 191L120 188H121V184H118L117 185L115 184H112V182L110 181H106L105 179H103L102 177L104 176V172L106 171H103L102 170V165H99V166H94L92 169L91 168H83V165H79V162L75 161L74 159L75 158H72ZM83 161H85V158L83 157L82 158ZM139 159V158H138ZM219 159V158H218ZM217 159V160H218ZM221 159V157H220ZM264 159V158H263ZM13 160H14V164H16L15 166V170L18 171L20 168L18 166V161H17V157H13ZM25 160V159H24ZM65 160V159H64ZM152 160V159H151ZM27 161V160H26ZM87 161V160H86ZM117 161V160H116ZM127 161V160H126ZM194 161V160H193ZM207 161V159H206ZM209 161V160H208ZM211 161V159H210ZM215 162V160H213ZM259 161V160H258ZM53 164V160L51 161ZM212 162V164L214 163ZM220 162V161H219ZM218 162V163H219ZM224 162V161H223ZM3 163V162H2ZM21 163V162H20ZM45 163V162H44ZM116 163V162H115ZM115 163H109V173L112 174V173H116V172H113L115 171L114 169H117V165L119 163V161H117V164ZM121 163V162H120ZM119 165L121 166L122 164ZM122 163L124 164V162L122 161ZM210 163V162H209ZM227 163V164H228ZM74 164V165H75ZM199 171L202 172V174L205 172L206 170V167L207 165L204 163V161L202 160V162L199 163ZM211 164V163H210ZM216 164V163H215ZM35 165L36 167H41L43 165H41V162H35ZM125 165V164H124ZM189 165V164H188ZM187 165V166H188ZM217 165V164H216ZM215 165V166H216ZM226 165V164H225ZM224 165V166H225ZM45 166V165H44ZM67 166V165H66ZM192 166V165H191ZM213 166V165H212ZM222 166V165H221ZM220 166V167H221ZM228 166V165H227ZM258 166V168H257ZM54 167V166H53ZM56 167V166H55ZM68 167V166H67ZM86 167V165H85ZM119 167V166H118ZM122 167V166H121ZM120 167V168H121ZM219 167V166H217ZM216 167V168H217ZM219 167V168H220ZM2 168V167H1ZM4 168V167H3ZM66 169V168H65ZM191 169V168H190ZM221 169V168H220ZM219 169V170H220ZM223 169V167H222ZM231 169V168H229ZM238 169V168H237ZM4 170V169H3ZM7 170V169H6ZM58 170V169H57ZM108 170V169H107ZM224 170V169H223ZM222 170V171H223ZM60 171V170H59ZM118 171V169H117ZM144 171V170H143ZM240 171V170H239ZM238 171V172H239ZM51 172V171H50ZM62 172V171H61ZM108 172L106 174H108ZM120 172V171H119ZM212 172V171H211ZM40 173V172H39ZM39 173L35 170H31L26 176H23V177H19L18 174L17 176L15 175L14 178H10V180L8 181V178H5L7 177L8 175L6 174L3 175L2 173H0V190L3 191L2 187L4 186H7V188H9L11 190V193H10V196L8 198V200H6L5 202L7 204H10V205H13V206H16V207H20V204L15 196V193L16 192H22L24 194V196L26 197V200L25 202L28 204L27 205H33L35 203V201H33V199H31V197L35 194H43V195H48V193L53 189L52 185H48L46 189H44V187L42 186V188L44 189H41L40 187V184L41 182H53V180L55 179L54 175L53 174H44L43 176H40ZM69 173V172H68ZM71 173V172H70ZM151 173V171H150ZM224 173V171H223ZM222 173V175H224ZM25 174V173H24ZM82 174V173H81ZM179 174V173H178ZM186 174V172H185ZM190 174V171L189 173ZM187 174V175H188ZM194 174V173H192ZM58 175V174H57ZM65 175H62V177ZM148 175V174H147ZM174 175V174H173ZM186 175V176H187ZM225 175V176H226ZM118 176V175H117ZM165 176V175H164ZM168 176V175H167ZM190 176V175H189ZM256 177V175H253ZM61 177V178H62ZM63 177V178H64ZM106 177V176H105ZM123 177V176H122ZM128 177V175H127ZM194 177V176H193ZM202 177V180H206L204 182H201L199 183V187L202 189L201 192L203 193L202 195L203 196H208L209 193H211L212 195L214 194V190H215V187L218 186V181H214V186L213 188L210 187V184H209V188H206L207 186H205L208 182H207V176L204 174ZM254 177V179H255ZM59 178V177H58ZM103 179L101 181L102 185L98 182L99 179ZM121 178V177H120ZM150 178V177H149ZM155 178V177H154ZM171 178V177H170ZM191 178V177H190ZM223 177H221L222 179ZM236 178V177H235ZM257 178V177H256ZM114 179V178H113ZM187 179V178H186ZM220 179V181H221ZM227 179V177H226ZM176 180V178H175ZM190 180V179H189ZM195 180V179H194ZM253 179H251L252 181ZM6 181L10 182L11 185H7L6 184ZM56 181V180H55ZM59 181V180H58ZM149 181V180H148ZM182 181V180H181ZM180 181V182H181ZM197 181V180H196ZM229 181V180H228ZM115 182V180H114ZM113 182V183H114ZM175 182V181H174ZM192 182V181H191ZM198 182V181H197ZM223 182V181H221ZM255 182V181H254ZM66 183V182H65ZM122 183V182H121ZM166 183V182H165ZM164 183V185H165ZM176 183V182H175ZM184 183V182H183ZM54 184V183H53ZM173 184V183H172ZM127 184H125L126 186ZM161 185V184H160ZM168 185V184H167ZM191 185V183L189 184ZM194 185V184H193ZM213 185V184H212ZM63 186V185H62ZM124 186V187H125ZM128 186V185H127ZM163 186V185H162ZM198 186V185H196ZM222 186H224L222 184ZM229 186V185H228ZM58 187V186H57ZM6 187H4L5 189ZM55 188V187H54ZM61 188V187H59ZM58 188V189H59ZM159 188V187H158ZM191 188V187H190ZM218 188V187H217ZM126 189V187H125ZM162 189V188H161ZM170 189V188H169ZM177 189V188H176ZM197 189V188H196ZM233 189V188H232ZM57 190V189H56ZM123 190V189H122ZM158 189L156 188L155 192L157 191ZM178 190V189H177ZM198 190V189H197ZM226 190V189H225ZM7 191V190H5ZM4 191V192H5ZM60 191V189H59ZM58 191V192H59ZM161 191V190H160ZM189 191V190H188ZM217 191V190H216ZM220 191V190H219ZM222 191V190H221ZM228 191V189H227ZM234 191V190H233ZM242 191V192H241ZM64 192V191H62ZM60 191V193H62ZM113 192V191H112ZM124 192V191H123ZM170 192V191H169ZM172 192V191H171ZM176 192V191H174ZM179 192V191H178ZM226 192V191H224ZM229 192V191H228ZM232 192V191H231ZM235 192V191H234ZM238 192V191H237ZM6 193V192H5ZM4 193V195H6ZM121 193V192H120ZM184 193V192H183ZM193 193V192H192ZM216 193V192H215ZM230 193V192H229ZM242 193V194H243ZM9 194V192H8ZM7 194V195H8ZM20 194V193H19ZM51 194V192L49 193ZM59 194V193H58ZM66 194V193H64ZM155 194V193H154ZM161 194V193H159ZM165 194V193H163ZM171 194V193H170ZM177 194V193H176ZM187 194V193H186ZM197 193H195V196H196ZM200 194V192H199ZM210 194V195H211ZM257 194V193H256ZM3 195V194H2ZM18 195V194H17ZM61 195V194H60ZM115 195V194H114ZM156 195V194H155ZM191 195V193H190ZM201 195V194H200ZM218 195V193H217ZM228 195V193H227ZM235 195V194H234ZM120 196V195H119ZM174 196V195H173ZM177 196V195H176ZM188 196V195H187ZM233 196V195H232ZM7 197V196H6ZM24 197V198H25ZM41 197V196H40ZM51 197V196H50ZM49 197V198H50ZM54 197V196H53ZM52 197V198H53ZM57 197V196H56ZM63 197V196H62ZM65 197V196H64ZM151 197V196H150ZM154 197H157V196H154ZM170 197V196H168ZM175 197V196H174ZM239 197V196H238ZM243 197V196H242ZM3 198V197H2ZM51 198V199H52ZM228 198V201H226L225 199H223V201H226V202H229L231 203L233 198L231 196L227 197ZM235 198H236V195H235ZM56 199V198H55ZM63 199V198H61ZM69 199V198H68ZM67 199V200H68ZM121 199V198H120ZM154 199V198H153ZM166 199H168L166 197ZM170 199V198H169ZM168 199V200H169ZM204 199V198H203ZM219 199V198H218ZM238 199V198H237ZM245 199V198H244ZM185 200V199H184ZM189 200V199H188ZM208 200V199H207ZM221 200V199H220ZM260 200V198H259ZM22 201V200H20ZM63 201V200H62ZM65 203L66 202H69L70 200L66 201L64 200ZM63 201V202H64ZM108 201V199H107ZM191 201V200H190ZM193 201V199H192ZM215 202V199L212 198L210 200V202ZM216 201H217V198H216ZM254 201V200H253ZM24 202V203H25ZM51 202V201H50ZM57 202V201H56ZM149 202V201H148ZM166 202V200H165ZM194 202V201H193ZM240 202V201H239ZM244 202V201H243ZM147 203V202H146ZM179 203V202H178ZM195 203V202H194ZM218 203V202H217ZM242 203V202H241ZM184 204V202H183ZM221 204V203H220ZM219 204V205H220ZM249 204V202H248ZM22 205V204H21ZM54 205V204H52ZM52 205H49V206H52ZM66 205H69L68 203L65 204ZM149 205V203H148ZM188 205V204H187ZM196 205V203H195ZM199 205L200 207L202 208V210L204 212H206V214L204 215V222L203 225L205 227V232H204V235H205V238H206V241H205V248H206V252L208 250L212 252V254L210 253V255H208L207 253L205 254V257H206V260L207 262L209 263L210 261L212 262V264H245V259H247L248 257H250V259L254 260V264H264V240H259L257 242H252V243H247L248 247H246V244L245 246L242 245V248L240 246V243L238 242L237 244V239L236 241L232 238V235L233 233L229 230V228L227 227V223L229 224H232L230 221L234 219V223H240L243 219V214L239 215V212H236L234 215L230 214L228 215L226 212L221 216L218 222V224L214 225L213 224V219L212 217L209 215V212L207 210V205H206V202L204 200L200 201L199 200ZM242 205V204H241ZM40 206V205H39ZM61 206H62V202H61ZM64 206V205H63ZM62 206V207H63ZM106 206V205H105ZM154 206V205H153ZM214 206V205H213ZM246 206V205H245ZM250 206V205H249ZM257 206V205H256ZM41 207V206H40ZM53 207V206H52ZM196 207V206H195ZM220 207V206H219ZM236 207V205H235ZM252 207V206H251ZM263 207V206H262ZM31 208H35V206L33 205ZM51 208V207H50ZM56 208V207H55ZM60 208V207H59ZM58 208V209H59ZM105 208V207H104ZM189 208V207H188ZM190 208H191V205H190ZM199 208V207H198ZM253 208V207H252ZM37 209V207H36ZM36 209L32 210V211H35ZM45 209V208H44ZM49 209V208H48ZM53 209V208H52ZM62 209V208H61ZM106 209V208H105ZM187 209V208H186ZM215 209V208H214ZM225 209V211H227V205L223 208ZM255 209V208H254ZM260 210V208H258ZM13 210V209H12ZM47 210V209H45ZM65 210V209H64ZM104 210V209H103ZM102 210V211H103ZM110 210V209H109ZM179 210V208H178ZM189 210V209H188ZM216 210V209H215ZM236 210V209H235ZM242 210V208H241ZM253 210V209H252ZM21 211V210H20ZM38 211V210H37ZM41 211V210H40ZM44 211V210H43ZM43 211L40 212L43 214ZM54 211V210H53ZM101 211V212H102ZM190 211V210H189ZM218 211V210H217ZM238 211V210H237ZM257 211V210H256ZM264 211V209H263ZM68 212V211H67ZM212 212V211H211ZM210 212V214H211ZM215 212V211H214ZM35 213V212H33ZM45 213V212H44ZM48 213V211H47ZM253 214L254 213H257V212H252ZM31 214V213H30ZM29 214V215H30ZM36 214V213H35ZM38 215H40L39 213H37ZM49 214V213H48ZM52 214V213H51ZM63 214V213H62ZM66 214V213H65ZM102 214V213H101ZM100 214V215H101ZM246 214V213H245ZM257 214H261V213H257ZM9 215H12L11 213L7 212L4 210L3 207H0V236H5L7 234V229L5 228V225H4V216L8 217ZM22 215L25 216V217H28V213L26 212V210L24 209L23 207V210H22ZM21 215V216H22ZM36 215V217L38 216ZM47 214L45 215H41L42 217V227L44 228L45 230V233L48 235L52 234V236L54 235L56 237V239H60L61 238V234L59 229L57 230V228L54 227V223L51 222V220H49V218L46 216ZM217 215V214H216ZM255 215V214H254ZM263 215V214H262ZM50 216V214H49ZM63 216V215H62ZM198 216V215H197ZM220 217V215H218ZM30 217V216H29ZM96 217H98V215H96ZM199 217V216H198ZM216 217V216H215ZM218 217V218H219ZM250 217V216H249ZM31 218V219H30ZM29 219L32 220L33 215L31 214V217ZM52 218V217H51ZM203 218V217H202ZM245 220H246V217H244ZM255 218V217H254ZM27 220V218H24ZM40 219V218H39ZM60 219V218H58ZM96 219V218H95ZM94 219V220H95ZM248 219V218H247ZM57 220V219H56ZM244 220V219H243ZM256 220V218H255ZM40 221V220H39ZM41 221V222H42ZM62 221V220H60ZM248 221V220H247ZM257 221V220H256ZM255 221V223H256ZM30 222V221H28ZM63 222V221H62ZM65 222L63 224H65ZM199 222V221H197ZM201 222V221H200ZM250 222V220L248 221ZM34 223V222H32ZM39 223V222H38ZM59 223V222H58ZM79 223V224H80ZM94 223V221H93ZM200 223V224H202ZM244 223V221L242 222V224ZM78 224V223H77ZM78 224V225H79ZM90 224V223H89ZM92 224V222H91ZM158 224V223H157ZM249 227L251 225V223H247ZM258 223H256V226H257ZM31 225V224H30ZM29 225V226H30ZM65 225V227L67 228L68 226ZM82 225V224H80ZM197 225V224H196ZM245 225V224H244ZM32 226V225H31ZM60 226V225H59ZM121 226V225H120ZM252 226H255V224H253L252 222ZM63 227V226H62ZM82 227V226H81ZM240 227V226H239ZM258 227V226H257ZM261 227V226H260ZM263 227V226H262ZM31 228V227H30ZM75 228V227H74ZM79 227L76 226V230H78ZM85 228H87L85 226ZM84 228V229H85ZM89 228V227H88ZM199 228V226H198ZM232 228V227H231ZM13 229V228H12ZM64 229V228H63ZM70 229V228H69ZM82 229V228H80ZM119 229V228H118ZM127 229V228H126ZM248 229V228H247ZM258 229V228H257ZM260 229H263V228H260ZM43 230V231H44ZM72 230V229H71ZM254 230H255V227H254ZM121 231V230H120ZM200 231V230H199ZM236 231V230H235ZM258 231V230H257ZM262 231V230H261ZM25 232V231H24ZM80 232V230H79ZM119 232V231H118ZM195 232V231H194ZM260 232V231H259ZM78 233V232H77ZM82 233V232H81ZM85 233V232H84ZM187 233V232H186ZM80 234V233H79ZM131 234V233H130ZM137 234V233H135ZM134 234V235H135ZM198 234V233H197ZM74 235V234H73ZM86 235V234H84ZM126 235V234H125ZM191 235V234H190ZM253 235V234H252ZM8 236V235H7ZM35 236V235H34ZM66 236V235H65ZM78 236V234H77ZM82 236V235H81ZM247 236V235H246ZM251 236V235H250ZM250 236H248L247 238H249ZM262 236V235H261ZM10 237V236H9ZM50 237V236H47V238ZM63 237V236H62ZM119 237V236H118ZM136 237V235L134 236ZM188 237V235H187ZM195 237V236H194ZM228 237V238H227ZM232 238L236 244L234 245L232 248V246H228L226 242H228L227 240H229L230 238ZM238 237V235H237ZM2 238V237H1ZM5 238V237H4ZM15 238V237H14ZM28 238V237H27ZM26 238V239H27ZM42 238V237H40ZM65 238V237H64ZM74 238V237H73ZM235 238V237H234ZM241 238V237H240ZM247 238H245L247 240ZM254 238V237H253ZM36 239V238H35ZM46 239V237H45ZM51 239V238H50ZM69 239V238H68ZM129 239V238H128ZM132 239V238H131ZM135 239V238H134ZM199 239V237H198ZM239 239V238H238ZM39 240V239H38ZM41 240V239H40ZM52 240V239H51ZM50 240V241H51ZM67 240V239H66ZM72 240V239H71ZM192 240V239H191ZM232 240V241H233ZM241 240V239H239ZM238 240V241H239ZM244 240V239H242ZM250 240V239H249ZM251 240H253L251 238ZM10 241V240H9ZM45 241V240H44ZM129 241V240H128ZM134 241V240H133ZM230 241V242H232ZM233 241V243H234ZM248 241V240H247ZM39 242V241H38ZM37 242V243H38ZM43 242V241H42ZM123 242V241H121ZM127 242V241H126ZM126 242H123V243H126ZM131 243V241H129ZM242 242V241H241ZM242 242V243H243ZM250 242V241H249ZM45 243V242H44ZM43 243V244H44ZM48 243V241H47ZM47 243H45L47 245ZM118 243H120L118 241ZM185 243V242H184ZM200 243V242H199ZM204 243V242H203ZM36 244V242L34 243V245ZM39 244V243H38ZM44 244V246H46ZM65 244V243H64ZM71 244V243H70ZM121 244V243H120ZM235 244V243H234ZM50 245V244H49ZM58 245V244H57ZM61 245V244H60ZM63 245V244H62ZM127 245L128 242H127ZM232 245V243H231ZM56 246V245H55ZM119 246V245H118ZM122 246V245H121ZM204 246V245H202ZM243 246H244V250H243ZM38 247V246H37ZM36 247V248H37ZM54 247V246H53ZM64 247V246H63ZM245 247L248 248V252L245 251ZM35 248V249H36ZM40 249V248H39ZM49 249V248H48ZM205 250V249H204ZM203 250V251H204ZM42 251V250H41ZM55 251V250H54ZM31 252H35L33 251V248L32 246L28 245V244H24L23 241H21L20 239L18 240H13L11 242H9L7 245L3 246V245H0V257L3 258V262L0 264H5L6 262H9V261H17V260H21V259H31L33 262L36 263L37 259L33 256H31ZM37 252V251H36ZM56 252V251H55ZM84 252V251H83ZM82 252V253H83ZM88 252V251H87ZM36 254V253H35ZM81 254V253H80ZM99 254V253H98ZM107 254V252H106ZM105 255V254H104ZM212 255V259L210 258V256ZM64 256V255H63ZM99 256V255H98ZM101 256L103 257V255L101 254ZM99 256V258L101 257ZM106 256V255H105ZM118 256V255H117ZM62 257V256H61ZM65 257V256H64ZM73 257V256H72ZM101 257V258H102ZM183 257V256H182ZM63 258V257H62ZM106 258V257H105ZM67 260V259H66ZM100 260V259H98ZM249 260V258H248ZM2 261V260H1ZM84 261V259L82 260ZM75 262V261H74ZM81 262V261H80ZM99 262V261H98ZM210 262V263H211ZM64 263V262H63ZM67 263V262H66ZM87 263V262H86ZM101 263V262H100ZM187 263V262H186ZM185 263V264H186ZM18 264V263H17ZM102 264V263H101ZM104 264V263H103ZM153 264V263H152ZM191 264V263H190ZM251 264V263H250Z\"/></svg>",
  "mask_w": 264,
  "mask_h": 264
}]
</instances>
